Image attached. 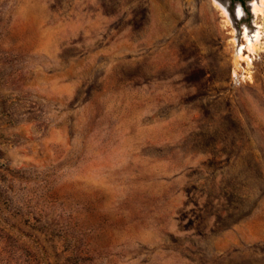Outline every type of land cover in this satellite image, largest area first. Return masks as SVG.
Masks as SVG:
<instances>
[{"label":"rangeland","instance_id":"rangeland-1","mask_svg":"<svg viewBox=\"0 0 264 264\" xmlns=\"http://www.w3.org/2000/svg\"><path fill=\"white\" fill-rule=\"evenodd\" d=\"M221 2L0 0V264H264V4Z\"/></svg>","mask_w":264,"mask_h":264},{"label":"bare ground","instance_id":"bare-ground-1","mask_svg":"<svg viewBox=\"0 0 264 264\" xmlns=\"http://www.w3.org/2000/svg\"><path fill=\"white\" fill-rule=\"evenodd\" d=\"M259 3H260V4L255 3V4L253 5V6H254V11H255V12H258V13H260V12L263 11L262 7H263V4H264V0H260Z\"/></svg>","mask_w":264,"mask_h":264},{"label":"flooded vegetation","instance_id":"flooded-vegetation-1","mask_svg":"<svg viewBox=\"0 0 264 264\" xmlns=\"http://www.w3.org/2000/svg\"><path fill=\"white\" fill-rule=\"evenodd\" d=\"M220 1H222V0H220ZM229 1H231V2H239V3H242V0H229ZM230 4V3H229Z\"/></svg>","mask_w":264,"mask_h":264},{"label":"water","instance_id":"water-1","mask_svg":"<svg viewBox=\"0 0 264 264\" xmlns=\"http://www.w3.org/2000/svg\"><path fill=\"white\" fill-rule=\"evenodd\" d=\"M217 1H220V0H217ZM221 3H223V2H221ZM228 4H229V2L223 3V5H225L226 7H228Z\"/></svg>","mask_w":264,"mask_h":264}]
</instances>
